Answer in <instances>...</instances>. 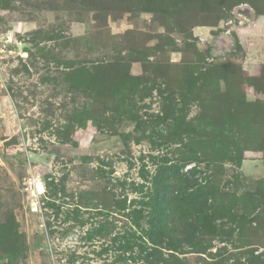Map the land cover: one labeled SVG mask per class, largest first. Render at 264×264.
<instances>
[{"label":"rangeland","instance_id":"obj_1","mask_svg":"<svg viewBox=\"0 0 264 264\" xmlns=\"http://www.w3.org/2000/svg\"><path fill=\"white\" fill-rule=\"evenodd\" d=\"M0 264H264V0H0Z\"/></svg>","mask_w":264,"mask_h":264}]
</instances>
